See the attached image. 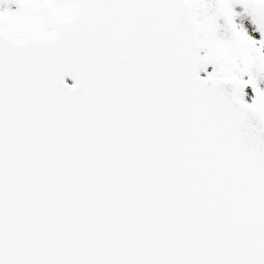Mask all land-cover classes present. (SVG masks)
<instances>
[{
  "label": "snow or ice",
  "instance_id": "1",
  "mask_svg": "<svg viewBox=\"0 0 264 264\" xmlns=\"http://www.w3.org/2000/svg\"><path fill=\"white\" fill-rule=\"evenodd\" d=\"M0 264H264V0H0Z\"/></svg>",
  "mask_w": 264,
  "mask_h": 264
}]
</instances>
